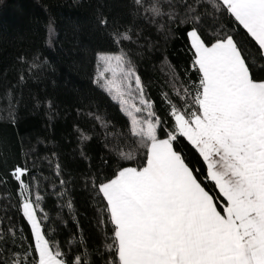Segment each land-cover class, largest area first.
<instances>
[{
	"label": "snow or ice",
	"instance_id": "obj_1",
	"mask_svg": "<svg viewBox=\"0 0 264 264\" xmlns=\"http://www.w3.org/2000/svg\"><path fill=\"white\" fill-rule=\"evenodd\" d=\"M130 13L166 40L182 29L190 64L177 70L165 58L167 90L154 100L129 48L151 44L144 38L140 45L135 26L121 28L98 12L96 27L115 49L96 53L93 83L130 118L127 131H110L99 110L88 111L94 127L74 126L87 167L73 175L55 151L43 158L57 181L52 223L66 224L60 213L67 208L76 226L65 244L46 224L51 217L34 172L41 158L35 148L24 153L8 173L17 189L0 218V264H264V0H132ZM17 60L27 65L19 86L42 64L39 55ZM14 93L4 94L13 124ZM96 127L103 154L94 158L87 148ZM77 187L95 204V236L76 219Z\"/></svg>",
	"mask_w": 264,
	"mask_h": 264
},
{
	"label": "trees",
	"instance_id": "obj_2",
	"mask_svg": "<svg viewBox=\"0 0 264 264\" xmlns=\"http://www.w3.org/2000/svg\"><path fill=\"white\" fill-rule=\"evenodd\" d=\"M131 2L0 0V177L7 180L6 184H0V218L5 214L9 195L15 204L17 185L8 173L13 165L24 162L25 152L35 148L41 158L34 172L40 178V194L44 197L42 207L51 217L46 224L56 228V239L65 244L76 234V226L68 217L67 208L60 213L67 223H52L59 211L57 198L51 194L52 185L57 181L43 158L50 157L55 151L62 167L73 175L87 167L79 157L74 126L79 125L84 129L94 127V122L83 115L88 111L99 110L113 126L110 131H127L130 118L121 111L116 101L93 83L96 53L115 49L106 35L96 27L98 12L115 18L117 26L121 28L135 26L142 33L140 45L145 44L144 38L151 44L150 48H137L135 45L129 48L154 100L159 101L161 89L167 90L165 75L160 70L161 62L166 58L177 66V70L190 64L182 29H176L175 37L166 40L164 33L155 26L133 18L130 13ZM50 22L54 28L51 35L48 30ZM21 55L29 61L34 55H39L42 67L27 74L25 82L17 86L18 73L22 68H27V65H21L17 60ZM13 88L18 100L15 124L4 112L5 91ZM49 101L53 106L51 110ZM77 109H80V115ZM102 131L95 128L94 139L87 148L88 154L94 158L97 154H103ZM32 159L35 157L29 158V166ZM72 196L80 227L86 236H95L94 202L79 187ZM9 214H13L17 226L24 227V234L28 236L30 228L26 221L15 214L14 208L10 209Z\"/></svg>",
	"mask_w": 264,
	"mask_h": 264
}]
</instances>
